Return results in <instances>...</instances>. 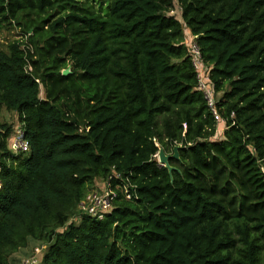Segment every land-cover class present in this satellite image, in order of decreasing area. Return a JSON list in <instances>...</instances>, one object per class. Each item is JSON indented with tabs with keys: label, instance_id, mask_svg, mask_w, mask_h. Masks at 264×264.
Masks as SVG:
<instances>
[{
	"label": "trees",
	"instance_id": "trees-1",
	"mask_svg": "<svg viewBox=\"0 0 264 264\" xmlns=\"http://www.w3.org/2000/svg\"><path fill=\"white\" fill-rule=\"evenodd\" d=\"M176 2L0 0V264H264V0Z\"/></svg>",
	"mask_w": 264,
	"mask_h": 264
},
{
	"label": "built area",
	"instance_id": "built-area-1",
	"mask_svg": "<svg viewBox=\"0 0 264 264\" xmlns=\"http://www.w3.org/2000/svg\"><path fill=\"white\" fill-rule=\"evenodd\" d=\"M192 50V58L194 61L195 66L198 69L199 75V87L204 90V97L207 101L208 105L211 107V112L215 117L216 121L220 120L219 115L215 111L214 108V98L211 92V89L208 88L202 78L201 69L199 67L198 58L199 52L196 45L191 46ZM218 96V94L216 95ZM8 147L9 150L14 153H27L29 151V144L25 138L24 127L22 124H17L15 129L9 134L8 137ZM155 158L158 162L157 154ZM111 176L109 177L108 181H105L99 188L92 190L91 192L87 193L84 199L78 205V212L73 219L77 220L80 214H87L89 216L95 217L97 219H102L106 213L110 212L113 207V200L116 198L117 193L112 187L110 182ZM126 198H131V194L128 192V189L124 190ZM35 253H40V248L34 249ZM39 259L36 257H28L22 258L19 264H39Z\"/></svg>",
	"mask_w": 264,
	"mask_h": 264
},
{
	"label": "rangeland",
	"instance_id": "rangeland-1",
	"mask_svg": "<svg viewBox=\"0 0 264 264\" xmlns=\"http://www.w3.org/2000/svg\"><path fill=\"white\" fill-rule=\"evenodd\" d=\"M171 15L175 16L177 19H180V11L176 0H174V9L170 12ZM20 30H16L15 28L4 29L0 31V49H5L6 45L15 38H21ZM41 92V96H42ZM16 113L12 111H7L6 109H0V121L11 124L16 120ZM224 129V124L219 123L217 125V136L222 134ZM39 243L31 241L28 246L24 249L19 250L17 253L13 254L10 258L11 264H19L22 258H28V256L32 253L34 247L38 246Z\"/></svg>",
	"mask_w": 264,
	"mask_h": 264
},
{
	"label": "water",
	"instance_id": "water-1",
	"mask_svg": "<svg viewBox=\"0 0 264 264\" xmlns=\"http://www.w3.org/2000/svg\"><path fill=\"white\" fill-rule=\"evenodd\" d=\"M67 73H69L68 69H64L62 71L63 75H65ZM177 148H178V146L173 147V152H174L173 155L166 154L162 148H160L158 153H157L158 163L160 165L165 166L167 168L168 172H171V170H172V167H170V165H169V159L172 157L177 158V155H178L177 154Z\"/></svg>",
	"mask_w": 264,
	"mask_h": 264
}]
</instances>
